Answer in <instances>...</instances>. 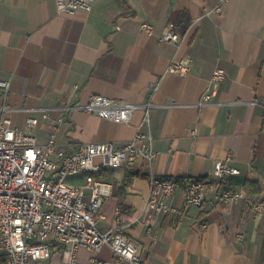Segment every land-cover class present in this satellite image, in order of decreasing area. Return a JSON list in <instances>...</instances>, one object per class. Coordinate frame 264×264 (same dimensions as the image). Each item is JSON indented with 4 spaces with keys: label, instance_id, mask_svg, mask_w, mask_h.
Wrapping results in <instances>:
<instances>
[{
    "label": "crops",
    "instance_id": "0c3cea01",
    "mask_svg": "<svg viewBox=\"0 0 264 264\" xmlns=\"http://www.w3.org/2000/svg\"><path fill=\"white\" fill-rule=\"evenodd\" d=\"M219 1L95 0L91 11L65 15L55 0H0V80L10 82L7 95L0 87V102L12 108L14 125L26 127L36 109L76 106L93 94L152 104L149 124L141 107L130 123L75 107L34 128L40 143L54 135L67 151L151 134L153 173L182 181L172 210L145 209L151 180L142 158L99 174L113 186L99 227L124 220V233L148 264H264V213L242 201L217 202L212 191L203 206H185L186 180L211 178L218 161L239 169L231 185L264 196V0H224L220 13L205 14ZM143 21L152 33L142 30ZM170 22L182 35L178 44L160 39ZM183 58L190 60L187 75L167 71ZM217 68L226 78L213 101L200 105ZM68 182L83 185L85 174ZM97 261L132 264L108 245L76 252L75 264ZM33 264H67L64 247L54 245L50 259Z\"/></svg>",
    "mask_w": 264,
    "mask_h": 264
},
{
    "label": "built area",
    "instance_id": "2783aa9c",
    "mask_svg": "<svg viewBox=\"0 0 264 264\" xmlns=\"http://www.w3.org/2000/svg\"><path fill=\"white\" fill-rule=\"evenodd\" d=\"M219 1L205 14L220 13ZM61 14L74 15L92 10L95 0H55ZM143 31L152 33L150 22L143 21ZM160 39L178 44L181 33L170 22ZM188 58L172 60L167 71L180 75L190 72ZM226 78L223 68L213 71L210 86L203 92L200 105L213 101L220 83ZM5 95L10 89L8 80H0ZM152 104L143 105L93 94L83 104L55 105L36 109L39 115H30L26 127L14 125L12 108L0 102V264H33L48 260L54 245L64 246L67 264H75L76 252L85 247L99 252L110 246L115 256L132 264H148L138 246L124 230V220L116 226L101 229L98 220L105 218L104 200L112 193V184L103 181L99 174L107 167H133L139 158L150 170L151 192L145 209L149 213H167L172 210L170 199L181 187L180 178L160 177L153 173L155 151L150 133L139 131L134 138L122 141H91L79 144L74 150L62 148L53 135L45 143L38 141L34 128L42 120L50 119L54 112L81 108L103 118L130 123L133 113L143 108V122L149 124ZM62 116L59 118L61 122ZM239 173L237 167L226 161L216 162L212 177L196 176L184 183L185 206H203L213 192L217 202H244L252 210L264 213V196L250 195L234 187L229 177ZM85 174L83 185L68 182L71 176ZM203 226H206L204 224ZM96 261V260H95ZM99 264L108 262L97 261Z\"/></svg>",
    "mask_w": 264,
    "mask_h": 264
},
{
    "label": "trees",
    "instance_id": "16d2710c",
    "mask_svg": "<svg viewBox=\"0 0 264 264\" xmlns=\"http://www.w3.org/2000/svg\"><path fill=\"white\" fill-rule=\"evenodd\" d=\"M121 207H122V204H121ZM62 247H64V246H62Z\"/></svg>",
    "mask_w": 264,
    "mask_h": 264
}]
</instances>
